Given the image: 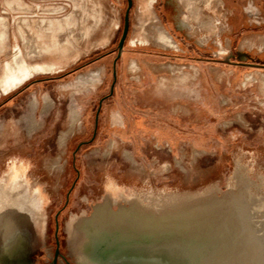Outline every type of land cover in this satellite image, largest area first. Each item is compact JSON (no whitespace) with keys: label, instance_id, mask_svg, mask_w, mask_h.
I'll return each mask as SVG.
<instances>
[{"label":"rangeland","instance_id":"obj_1","mask_svg":"<svg viewBox=\"0 0 264 264\" xmlns=\"http://www.w3.org/2000/svg\"><path fill=\"white\" fill-rule=\"evenodd\" d=\"M6 1L0 0V14L8 12L10 41L19 46L16 27L21 19L28 23V37L38 43L35 25L44 5L63 7L52 17L56 23L80 19L79 0H23L29 9L15 13L9 12ZM219 1L223 26L218 34L210 32L201 46L194 36L189 39L178 31L179 14L172 0L150 4L179 46L178 52L167 53L154 46H133L139 39L137 17L149 11L146 0H132L129 31L116 58L126 0H86L91 17L76 32L79 56L75 51L65 58L47 57L54 64L47 72L59 73L32 75L0 97V179L17 172L36 200L12 264H50L55 232L69 263L89 264L77 260L76 241L69 240L85 236L92 206L104 197L115 200L114 213L135 196L146 204L152 198L161 222L191 210L222 215L228 191L240 184L258 195L259 218H264V53L259 49L264 0ZM166 64L184 68L187 77L172 76ZM73 79L81 89L70 100L62 86ZM88 80L95 84L83 89ZM47 97L52 107L43 113ZM73 114L76 127L59 146ZM20 117L37 122L31 135L17 122ZM167 202L178 208L167 209ZM193 204L201 205L191 208Z\"/></svg>","mask_w":264,"mask_h":264},{"label":"bare ground","instance_id":"obj_2","mask_svg":"<svg viewBox=\"0 0 264 264\" xmlns=\"http://www.w3.org/2000/svg\"><path fill=\"white\" fill-rule=\"evenodd\" d=\"M146 2L149 12L144 18L142 13L141 17H137L139 39L135 41L167 48L173 40L150 6L155 0ZM172 2L179 14L177 24L179 29L189 38L194 36L198 43L203 42V39L208 40L210 32L218 31V34L223 26L218 17L221 10L219 0H172ZM5 4L11 13L29 9V5L23 0H7ZM55 5L42 6L40 11L42 16L36 20L35 25L37 36L34 37H38V43L37 40L35 43L32 42L27 35L28 30L27 32L24 30V26L28 25L26 19L18 20L16 29L19 32L21 46L18 42L11 44L8 12L3 10L0 14V95L19 86L32 75L60 71L47 72L54 68L52 60H47V57L65 58L76 51L74 45L76 32L84 21L90 19L91 12L88 14V11L92 7L87 5L86 0H79L77 5L81 9L80 19L69 17L64 24L63 21L59 24L61 21L56 23L52 17H57L63 7ZM85 10L87 15L83 18ZM137 10L140 11L138 8ZM213 12L215 13L212 14ZM259 49L264 50V39L259 43ZM77 52L76 57L79 56ZM79 52L81 53V50ZM2 129L0 126V133ZM228 196L229 191L223 200L226 209L222 215L207 212L200 215L191 210L190 214L184 217L171 219L166 216L160 220L161 222H157L156 213L159 210L156 206L140 208L128 205L120 213H114V209L95 208L84 228L85 236L80 239L75 237L69 241L78 242H74V245L80 263H87L90 259L94 260L95 264H140L143 260L164 255L171 258L170 256L175 254L177 255L175 257L179 258V264H264V220L259 219L256 212H250L248 208L241 206L244 205L243 201L248 203L249 200H237L235 195ZM201 204H193L190 207ZM34 207L35 196L32 190H28L17 172L12 170L6 178L0 179V264H12L20 252L23 243V223ZM238 207H241L243 214L239 212L240 210L237 211ZM173 208L178 206L167 204V209ZM245 211H248L249 216L242 221L240 218L245 217Z\"/></svg>","mask_w":264,"mask_h":264},{"label":"flooded vegetation","instance_id":"obj_3","mask_svg":"<svg viewBox=\"0 0 264 264\" xmlns=\"http://www.w3.org/2000/svg\"><path fill=\"white\" fill-rule=\"evenodd\" d=\"M156 3V2H155ZM154 3V4H155ZM159 16V15H158ZM161 20V19H160ZM162 22V21H161ZM163 24V23H162ZM259 26H260V23L258 24ZM163 27H164V25H163ZM164 29L166 30V32L170 35V37L172 38V40H173V42H172V44L169 46V47H167V48H165V47H162V46H160V45H158V44H153V43H150V44H148V43H135L134 42V44H133V46H139V45H142L141 47H148V46H154V47H157V48H161L160 50H162L163 52H178V50H179V46H178V44H177V42H176V39H175V37L172 35V33H170L165 27H164ZM178 31H180L185 37H187V38H189L186 34H185V32H183L182 30H178ZM190 39V38H189ZM198 43V42H197ZM139 44V45H138ZM198 46H201L200 45V43H198L197 44ZM164 50H175V51H164ZM260 51H262V52H260V53H264V50H260ZM179 53H180V51H179ZM130 67L133 69V70H135L136 69V66H135V64L132 62L131 63V65H130ZM165 68L166 69H168L169 71H170V73H171V75L172 76H174V77H177V78H179L180 80H182V79H184V78H186L187 77V75H188V73L186 72V71H184V68H181V67H176V66H174V65H172V64H166V66H165ZM61 71V70H60ZM58 73H59V71H58ZM56 74V73H55ZM176 74H178V76H176ZM31 78H29V79H27L26 81H24V82H22L19 86H17V87H14L13 89H11V90H9L7 93H5V94H2V95H8V94H10V93H12L13 91H15L16 89H18V88H20L24 83H26L27 81H29ZM178 79V80H179ZM94 80V79H93ZM93 80H88V81H86V83H88V85L86 86V87H83V89H85V88H88V87H90V86H92V85H94L95 84V82H93V83H91ZM76 83V80L75 79H73L71 82H69V83H67L66 85H63L62 87H64V88H67L68 90H69V99L71 100H73V94H74V92H76V91H78V90H80L81 88H77V87H75L74 86V84ZM90 83V84H89ZM260 83L262 84V87H263V90H264V76H262L261 77V79H260ZM111 87H112V85H111ZM2 95H0V97L2 96ZM50 102L52 103V100L49 98V97H47L46 99H44L43 100V106H42V112L43 113H47L50 109H51V107H52V104H50ZM179 105L181 104V105H183L182 103H178ZM35 109H36V106H35ZM77 116V114H73V116H72V119L70 120V122H69V126H68V129L65 131V132H62V134L60 135V138H59V140H58V145L59 146H63L64 145V143H65V140H66V138H67V136H69V135H72V133H73V131H74V129H75V125L77 124V121H78V118H77V120L75 119V117ZM25 118L23 117H20V119L19 120H17V122L18 123H20V126H21V128H22V130L27 134V135H31L32 133H33V131L35 130V128L38 126L37 125V122L33 119V121L32 122H30L29 120H27V121H25L24 120ZM0 126H2V127H4V124H1ZM95 131H96V121H95V126H94V129H93V134H95ZM245 183V182H244ZM243 184V183H242ZM232 195H235V198L237 199V200H239V199H243V200H249L250 202H248V203H246L245 201H243L244 203V205H241V206H243V207H245V208H248L247 210L248 211H250V212H256V214H257V216L258 215H260V212H261V209H260V206L259 205H261L260 204V202H259V200H258V195L257 194H253L251 191H250V188L249 187H247V188H245V187H243V186H241L240 184H238V185H236L235 186V188H233V189H230L229 190V196L231 197ZM228 196V197H229ZM145 197H148V196H146L145 195ZM104 201V202H103ZM114 199L112 200L111 198H108V197H104L103 199H102V201L101 202H98V203H96V204H94L93 206H92V209L94 208H98L99 206H102V205H104V208H108V209H113V207H112V203H114ZM252 201V202H251ZM112 202V203H111ZM241 202V201H240ZM255 202V203H254ZM103 203V204H102ZM168 203H172V202H167V204ZM129 206H132V205H135L134 207H140V208H143V207H146V208H148V207H150V208H152L153 206H155L156 204H155V200L154 199H152V198H150L149 200H148V204H146L144 201H143V197H138V196H135V197H133L132 199H130L129 200V204H128ZM119 206H123V205H119ZM103 207V206H102ZM125 207V206H124ZM241 207H238L237 208V211L238 210H240L239 212L241 213V214H243V212H242V209H240ZM248 211L246 212L245 211V217L244 218H240L242 221H245V219H248V218H246V217H248L249 216V213H248ZM90 215V214H89ZM89 215H86L87 217L89 216ZM259 219H262V220H264V218H259ZM249 221V220H248ZM249 230H251V229H249ZM251 233V232H250ZM263 234H264V228H263ZM54 250H53V256H52V258H51V260H50V264H52V260H53V258H54V252H55V249L56 248H58V256L56 257V264H59V262H58V260H61V262L63 263V264H68L69 262H68V260L67 259H64L63 258V256H61L62 255V252L60 251V248H59V238H58V234H57V232H55L54 233ZM71 264V263H70Z\"/></svg>","mask_w":264,"mask_h":264},{"label":"water","instance_id":"obj_4","mask_svg":"<svg viewBox=\"0 0 264 264\" xmlns=\"http://www.w3.org/2000/svg\"><path fill=\"white\" fill-rule=\"evenodd\" d=\"M126 2H127V7H126V10H125L124 15H123V25H122L121 35H120V38H119L118 43H117L116 58H118L120 55V52L122 50L125 38H126L128 31H129V10L132 6V0H126ZM113 78H115L114 71H113ZM111 91H112V87L110 89V93H111ZM99 105H100V102H99ZM97 114H98V111L95 115V121L97 118ZM56 230H57V224H56ZM58 254H59L58 248H56L55 252H54V258L52 260V264H56V257L58 256ZM61 256H63V255H61ZM167 256L168 255H164L163 257H156V258H153L151 260H143V261H141L140 264H179V262H180V261H178L179 258L175 257L177 255L174 254L173 256H170L171 258H167ZM63 258L65 259L64 256H63ZM87 263L95 264L94 260H90V259H88ZM68 264H70V263H68Z\"/></svg>","mask_w":264,"mask_h":264},{"label":"crops","instance_id":"obj_5","mask_svg":"<svg viewBox=\"0 0 264 264\" xmlns=\"http://www.w3.org/2000/svg\"><path fill=\"white\" fill-rule=\"evenodd\" d=\"M248 15V14H247ZM249 16V15H248Z\"/></svg>","mask_w":264,"mask_h":264}]
</instances>
